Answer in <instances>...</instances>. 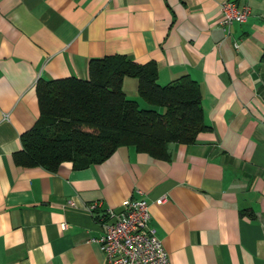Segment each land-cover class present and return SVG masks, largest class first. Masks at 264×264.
<instances>
[{"label":"crops","instance_id":"obj_1","mask_svg":"<svg viewBox=\"0 0 264 264\" xmlns=\"http://www.w3.org/2000/svg\"><path fill=\"white\" fill-rule=\"evenodd\" d=\"M224 1L0 0V264H109L101 211L84 207L129 198L149 204L168 264H264V0H233L248 16L227 30ZM117 54L154 61L159 85L197 81L208 129L168 159L121 146L85 168L19 164L37 81L86 79L90 59ZM137 87L124 77L153 107Z\"/></svg>","mask_w":264,"mask_h":264},{"label":"trees","instance_id":"obj_2","mask_svg":"<svg viewBox=\"0 0 264 264\" xmlns=\"http://www.w3.org/2000/svg\"><path fill=\"white\" fill-rule=\"evenodd\" d=\"M260 59L264 63V47ZM156 76L154 61L137 63L117 54L90 59L86 79H39L35 87L39 116L20 136L16 161L49 171L64 161L85 168L121 146L168 159L169 143H193L208 126L197 81L182 75L159 85ZM124 77L138 80V95L153 107H140L125 96Z\"/></svg>","mask_w":264,"mask_h":264},{"label":"built area","instance_id":"obj_3","mask_svg":"<svg viewBox=\"0 0 264 264\" xmlns=\"http://www.w3.org/2000/svg\"><path fill=\"white\" fill-rule=\"evenodd\" d=\"M220 24L227 30L233 22H243L248 16L246 7H239L233 0L221 4ZM167 200L165 195L158 201ZM68 203L72 205V201ZM102 201L85 205L88 213L100 210L98 220L103 232L97 238L109 264H168V253L161 239L150 226L149 204L144 199H124L121 209L102 207Z\"/></svg>","mask_w":264,"mask_h":264},{"label":"rangeland","instance_id":"obj_4","mask_svg":"<svg viewBox=\"0 0 264 264\" xmlns=\"http://www.w3.org/2000/svg\"><path fill=\"white\" fill-rule=\"evenodd\" d=\"M129 99V98H128ZM144 108V107H143ZM151 108V107H150Z\"/></svg>","mask_w":264,"mask_h":264}]
</instances>
